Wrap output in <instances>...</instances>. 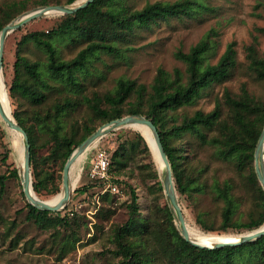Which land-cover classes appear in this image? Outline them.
<instances>
[{
  "label": "rangeland",
  "instance_id": "rangeland-1",
  "mask_svg": "<svg viewBox=\"0 0 264 264\" xmlns=\"http://www.w3.org/2000/svg\"><path fill=\"white\" fill-rule=\"evenodd\" d=\"M65 1L0 0V23L9 24L39 7L55 4L66 6ZM82 1L78 0V3ZM177 1L191 4L192 10L188 15L159 20L148 28H135L124 40L114 41L115 53L97 54L88 62L84 72L77 73L80 83L78 91L66 87L62 81L51 80L46 71L44 53L32 44L25 45L22 54L41 66V77L51 89L46 93L48 99L40 107L31 105L19 93H15L12 100L8 99V104L10 114L17 110L28 125H35L34 115L37 112L45 114L52 108L53 113L56 103L71 100L75 106L62 118L61 132L72 128L80 135L85 126L97 130L106 124L91 111L89 102L94 97L102 98L112 93L118 80L134 81L136 86L145 87L147 98L160 69L169 74L177 69L182 80H186V65L177 57L179 52L186 54L197 44L206 43L208 50L201 64V67H205L214 65L231 47L234 63L228 77L201 93L190 105L173 113L176 121L190 116L196 110L211 112L216 106L220 113L218 122L206 132L205 142L193 135L183 136L191 145L185 150L186 173L195 178V184L201 186L202 191L192 192L188 197H178V200L186 228L191 237H196L209 235L200 231L202 229L196 225L197 217L207 225L217 226L220 222L223 203L212 192L214 184L222 186L227 182L231 186L230 194L236 203L233 216L235 223H244L261 210L259 200L248 182V171H240L234 160L219 156V143L215 138L221 139L226 132L237 129L232 113L225 104V94L237 99L247 93L254 100L264 103V81L257 79L250 70L248 58L251 53L257 59H264V0H119L118 3L127 11L139 10L147 4ZM63 16L46 15L7 36L2 68L5 92L13 79L14 49L20 37L29 32L55 28ZM87 41L84 35H75L72 39L59 40L54 46L61 60H69L88 44ZM21 79L28 86L31 85V79L25 72H22ZM129 101H134V97ZM99 107L108 109L103 102L99 103ZM119 146L125 148L126 156L122 164L121 161L113 163L110 160L109 182L102 184L91 179L89 169L95 151L104 149L110 159ZM50 148L47 144L45 148L37 150V155L47 156ZM22 150L19 135L7 129L0 118V174H7L14 168L18 172ZM151 160L157 173L156 180L153 179ZM43 169L54 171L55 176L60 174V179L56 180L61 191L62 171L58 172L59 165L46 164ZM158 172L156 150L145 127H126L115 131L98 141L74 163L70 172L73 187L71 198L63 210L52 212L56 213L52 218L57 214L60 218L65 217V224L52 220L43 229L31 221H25L27 201L19 176L18 179L6 180L0 193V264H118L122 257L117 252L116 235L130 217L129 189L135 190L138 198L136 219L155 220L162 215L164 207L168 209ZM112 188L116 191H112ZM38 197L45 202L55 198L46 194ZM248 233H227L224 236L238 237ZM138 241V238L124 240ZM71 242L73 246H70ZM140 249L146 251L142 247Z\"/></svg>",
  "mask_w": 264,
  "mask_h": 264
},
{
  "label": "trees",
  "instance_id": "trees-1",
  "mask_svg": "<svg viewBox=\"0 0 264 264\" xmlns=\"http://www.w3.org/2000/svg\"><path fill=\"white\" fill-rule=\"evenodd\" d=\"M76 1L78 0H66L65 4L70 5ZM118 1L94 0L74 14L64 15L63 20L55 28L22 35L15 44L13 79L8 90L6 89L8 99L12 100L14 94L19 93L35 107H40L48 99L46 93L50 91L51 86L42 79L41 66L29 61L22 54L23 47L27 44H32L44 53L46 71L51 80L62 81L66 87L78 91L80 83L77 80V73L84 72L88 62L97 54L115 53L114 41L124 40L135 28H148L159 20L188 15L192 10L189 2L177 1L147 4L139 10L126 11ZM6 24L7 22L0 23V30ZM75 35H84L88 44L71 59L61 60L54 44L59 40L72 39ZM207 50V44L201 42L192 47L189 53L179 52L177 57L186 65V80H182L181 73L177 69L172 74L160 69L147 98L144 94L145 87L136 86L134 81L120 79L112 93L105 94L102 98L94 97L89 102L91 111L105 123L131 115L143 116L153 123L170 164L177 198L188 197L192 192L202 191L201 186L195 184V178L186 173L185 150L191 148V145L183 136L193 135L205 142L206 132L218 122L220 113L216 106L213 111L207 113L196 110L179 121H176L173 113L179 108L190 105L201 93L224 81L234 63V51L228 47L214 65L201 67ZM248 58L250 70L257 79L264 81V59H257L251 53L248 54ZM22 72L31 79V85L28 86L21 79ZM133 97L134 101L130 102ZM224 98L237 129L226 132L221 139L215 138L220 145L217 151L219 156L234 160L240 171H248L247 179L259 200L261 210L256 216L249 217L246 222L235 223L233 216L236 203L230 194L231 186L227 182L222 186L214 184L212 192L216 199L223 203L220 222L217 226L207 225L197 217L196 225L202 229L200 231L215 236H224L227 233H251L264 225V195L253 170L254 148L264 123V103L254 100L247 93H243L237 99L227 94ZM101 102L108 106L107 110L99 107ZM74 106L75 102L65 100L63 103L55 104L53 113L52 108L45 114L37 112L34 115L35 125H28L26 119L21 117L17 110L11 113L12 118L28 137L32 188L37 197L46 194L52 198L61 192L57 185L60 174L55 176L54 171L44 170L43 166L59 165L58 172L62 171L72 151L96 131L95 128L85 126L80 135L72 128L67 132H61V120ZM47 144L51 146L49 154L39 157L37 150L45 148ZM120 147L110 156L109 167L112 165L110 160L113 163L119 161L120 164L123 163L126 150ZM150 163L153 166V179L156 180L157 173L153 161L151 160ZM11 178L18 179L16 168L9 170L7 174H0V193L3 191L5 181ZM129 190L130 217L116 235L117 252L122 257L118 264H264V236L254 242L234 247L198 249L185 242L180 236L166 207L162 215L155 220L136 219L138 198L135 190L132 188ZM25 207L27 209L25 221L33 222L38 228L43 229L47 223H52V220L56 223L66 222L65 217L60 218L59 214L52 218L56 213L40 211L29 204ZM126 238H138L139 241L124 242ZM70 246H73L72 242ZM141 247L146 251L141 250Z\"/></svg>",
  "mask_w": 264,
  "mask_h": 264
},
{
  "label": "water",
  "instance_id": "water-1",
  "mask_svg": "<svg viewBox=\"0 0 264 264\" xmlns=\"http://www.w3.org/2000/svg\"><path fill=\"white\" fill-rule=\"evenodd\" d=\"M94 0H83L82 2L76 1L70 5H55V6H43L39 7L35 10L27 12L9 24L4 26L0 30V77L3 68V50H4V43L7 36L20 29L27 23L44 17L50 14H61V15H71L75 12L84 9L89 4H91ZM0 118L1 121L5 124L7 129L12 132H15L20 135L21 137V144H22V165L21 170H18L19 180L22 186L23 195L27 201V204L32 206L33 208L40 210V211H48V212H59L65 208L67 203L71 198V194L73 192L72 183L70 181V172L74 165V163L82 157L90 148H92L98 141L102 138L106 137L107 135L121 130L126 127H135V126H143L145 127L152 138V142L154 148L158 154L159 159L164 164V168L158 172L159 181L163 190L164 198L166 201V205L169 209V212L173 218L174 225L176 230L180 234V236L185 240V242L191 244L192 246L198 249H219L224 247H234L239 246L246 243L254 242L261 237L264 236V229L257 230L256 232L243 236L237 242H228V243H218L211 247L209 246H201L193 242L186 229V223L181 211L180 204L178 202V198L174 189V184L172 180V174L170 169V164L168 159L165 155L163 146L160 141L159 134L157 132L156 127L153 123L146 119L143 116H125L119 119L112 120L101 127H99L95 132H93L90 136H88L83 142H81L70 154L67 158L63 169H62V197L58 200L57 203L54 205H49L45 201L39 199L32 188V177H31V169H30V146L28 142V137L25 131L18 126L14 119L9 118L6 116L4 111L0 106ZM253 163H254V173L257 178V181L260 184V187L264 194V124L260 136L256 142L254 153H253Z\"/></svg>",
  "mask_w": 264,
  "mask_h": 264
},
{
  "label": "bare ground",
  "instance_id": "bare-ground-1",
  "mask_svg": "<svg viewBox=\"0 0 264 264\" xmlns=\"http://www.w3.org/2000/svg\"><path fill=\"white\" fill-rule=\"evenodd\" d=\"M0 106H1L2 110L4 111V113L6 114V116H8L9 118L13 119L11 117V114H10V109H9V104H8V98H7V94L5 92V84L3 82L2 72H1V77H0ZM19 137H20V135H19ZM156 156H157V162H158V169H159V172H160L164 168V164L159 159L157 152H156ZM21 165H22V162H21ZM20 170H21V166L19 168V171ZM61 197H62V191L55 198L47 201L46 203H48L49 205H54L55 203L58 202V200ZM261 229H264V226ZM258 230H260V229H258ZM256 231H253V232L248 233L246 235H250V234H252V233H254ZM188 235H189L190 239L193 242H195L196 244L201 245V246H209V247H211V246H213L215 244H218V243L237 242L243 236H246V235H242V236H238V237H229V236L201 235V236L191 237L190 234H189V232H188Z\"/></svg>",
  "mask_w": 264,
  "mask_h": 264
},
{
  "label": "built area",
  "instance_id": "built-area-1",
  "mask_svg": "<svg viewBox=\"0 0 264 264\" xmlns=\"http://www.w3.org/2000/svg\"><path fill=\"white\" fill-rule=\"evenodd\" d=\"M89 176L100 183L109 182V156L102 148H98L95 153L89 169ZM112 191H116L112 188Z\"/></svg>",
  "mask_w": 264,
  "mask_h": 264
}]
</instances>
